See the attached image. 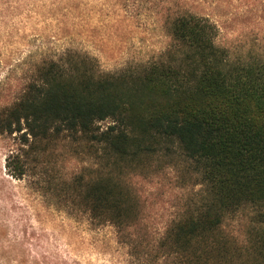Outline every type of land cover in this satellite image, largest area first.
I'll use <instances>...</instances> for the list:
<instances>
[{
  "label": "trees",
  "instance_id": "trees-1",
  "mask_svg": "<svg viewBox=\"0 0 264 264\" xmlns=\"http://www.w3.org/2000/svg\"><path fill=\"white\" fill-rule=\"evenodd\" d=\"M164 25L165 51L116 71L78 49L36 64L0 108V132L17 139L6 166L51 204L113 225L137 264H264V55L233 58L190 10L170 8ZM73 157L83 164L68 174ZM168 173L186 191L157 226L136 179Z\"/></svg>",
  "mask_w": 264,
  "mask_h": 264
},
{
  "label": "rangeland",
  "instance_id": "rangeland-1",
  "mask_svg": "<svg viewBox=\"0 0 264 264\" xmlns=\"http://www.w3.org/2000/svg\"><path fill=\"white\" fill-rule=\"evenodd\" d=\"M176 7L215 22L217 42L233 58L264 55V0H0V108L20 95L36 64L68 49L89 52L107 71L158 57L171 42L164 24ZM16 142L0 132V264H137L113 225L51 204L34 176L9 170ZM82 159L67 161L65 172L79 170ZM174 175L136 179L157 226L186 191ZM232 225L243 239L246 225Z\"/></svg>",
  "mask_w": 264,
  "mask_h": 264
}]
</instances>
